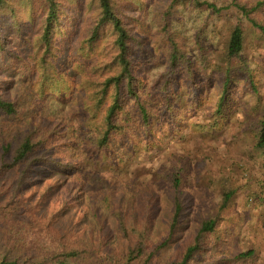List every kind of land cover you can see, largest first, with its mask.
Wrapping results in <instances>:
<instances>
[{
    "label": "trees",
    "instance_id": "16d2710c",
    "mask_svg": "<svg viewBox=\"0 0 264 264\" xmlns=\"http://www.w3.org/2000/svg\"><path fill=\"white\" fill-rule=\"evenodd\" d=\"M147 5V0H0V79L26 89L21 99L13 90L0 91V243L9 254L0 264H208L206 255L216 253V264L257 260L253 247L221 248L224 211L239 190L223 172L217 177V204L200 218L193 236L168 251L186 212L181 186L187 166L179 160L164 171L160 160L152 161L140 175L134 168L131 177L113 141L129 138L136 152L141 135L143 149H149L154 128L176 129L182 122L177 111L184 96L199 106L212 72L222 76L215 125L236 75L260 104L263 94L244 54L248 33L241 20L264 38V0L221 6L166 0L155 46L147 44L146 26L136 13ZM231 7L240 19L224 30ZM180 8L225 20L219 24L221 46L200 45L196 53L186 47L172 25ZM67 20L82 25L75 48L63 28ZM137 54L145 64L158 60L163 70L149 81L135 62ZM200 67L206 76H199ZM18 72L20 80L8 78ZM68 92L77 98L70 111L56 100ZM250 132L263 154L264 112Z\"/></svg>",
    "mask_w": 264,
    "mask_h": 264
},
{
    "label": "rangeland",
    "instance_id": "374dc122",
    "mask_svg": "<svg viewBox=\"0 0 264 264\" xmlns=\"http://www.w3.org/2000/svg\"><path fill=\"white\" fill-rule=\"evenodd\" d=\"M211 1L219 6L229 5L232 2V0ZM147 3L144 10H137L136 13H139L146 26L143 34L147 36V44L155 46L153 44L157 39L158 14L164 8L166 0H147ZM234 10V7L225 10L224 30L240 19V15ZM224 21L207 11H188L181 8L176 10L175 17H172L174 29L180 31L184 37V45L194 53L200 45H207L210 50L221 46L225 38L221 39L219 24ZM241 22L248 33L244 54L256 84L263 94L260 104L259 101L256 102L254 96L247 91L244 92V78L236 75L230 85L223 113L219 116V123L215 125L212 117L216 112V99L221 91L222 76L212 72L208 76L211 85L203 88L199 106L191 104L189 99L185 101L186 96L183 97L184 102L177 111L182 118L178 128L175 129L170 124H165L162 128H154L150 139L151 147L147 150L143 149L145 141L141 135L136 137L138 145L136 152L131 151L130 139L126 137L114 138L113 148L119 157L127 161L126 172L130 173L131 177L134 176V168L138 169L136 175H140L146 171L152 161L160 160L164 171L180 164L179 160L187 166V174L181 186L186 212L182 227L178 231V239L168 247V251L193 236L200 218L217 204L220 197L217 177L223 172L231 184L239 190L224 211V220L221 223L223 237L221 248L236 252L253 247L257 251V260L254 264H264V153H259L255 149L250 132L251 123L264 112V38L252 33L253 29L245 18L242 17ZM63 28L72 35L73 47L79 46L82 29L80 20H77L76 26L67 20ZM61 42L62 52H69L66 38L62 37ZM134 59L141 73H144L149 81L163 70L164 65L158 60L152 64H145L142 54L135 55ZM198 73L199 76L207 75L202 67L198 69ZM8 78L14 81L20 80V72L11 74ZM12 90L21 94V99L26 89L20 82L9 84L7 78L0 79L1 92L11 93ZM65 95L60 99L55 98L59 105H65L66 110L70 111L77 106V98L73 92ZM55 115L51 112V117ZM198 121L205 123L209 128L198 127ZM159 147L161 149L158 152ZM257 194L259 197H256ZM161 208H164V205ZM6 255L9 256L0 243V259ZM217 257L218 253L207 254L205 261L208 264H216Z\"/></svg>",
    "mask_w": 264,
    "mask_h": 264
}]
</instances>
